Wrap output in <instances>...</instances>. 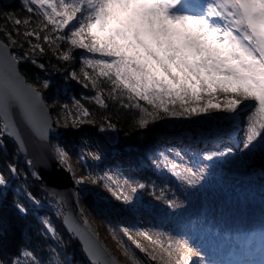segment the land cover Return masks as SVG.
<instances>
[{"label": "snow or ice", "instance_id": "1", "mask_svg": "<svg viewBox=\"0 0 264 264\" xmlns=\"http://www.w3.org/2000/svg\"><path fill=\"white\" fill-rule=\"evenodd\" d=\"M190 3L191 0H24L27 12L38 17L39 22L35 28L30 27L28 19L15 18L14 23L25 25L23 35L36 41L31 44L33 53H44L45 48L40 43L43 40L64 62L74 58L75 49L91 54L82 57L83 86L91 85L96 92L95 102L107 108L102 86L107 85L109 99L123 108L139 110L136 121L139 129L146 130L166 118L198 117L213 111L234 117L247 109L242 147L244 150L256 146L264 149V0H204L203 9L198 13L184 10ZM62 44L68 45L66 51L60 50ZM17 63L16 56L8 57L0 52V148L5 146L3 137L6 135L14 138L23 151L24 142L16 125L9 123L10 103L16 105L21 119L40 141L48 139L53 125L47 119L39 94L31 88L16 87L20 84ZM32 63L38 62L32 60ZM38 66L44 68L43 64ZM70 76L79 82L75 72ZM43 86L49 87L48 82ZM219 95L224 99L220 100ZM141 101L151 107H145ZM74 103L79 111L73 114L71 126L95 125L90 111L78 101ZM64 107L66 109L67 105ZM60 123L57 121V126ZM63 126H69L67 119ZM115 127L105 117L99 131L115 130ZM56 152L64 164L66 153L60 148ZM169 153H174V158L161 152L160 159L154 162L156 166L161 167L162 162V170L177 183L195 188L203 180L208 165L197 170L184 163L181 151L169 149ZM230 153L231 149L206 152L202 160L210 162ZM93 159L99 160L100 156L93 155ZM26 164L32 167L33 161L27 160ZM8 172L16 176L19 168L9 164ZM32 175L40 178L36 172ZM85 179L92 184L109 181L103 183L104 188L126 205L132 203V194L138 188L145 187L126 180L121 183L108 173L75 182L83 184ZM6 185L4 174L0 173V187ZM25 195L35 206H41V200L33 193ZM52 202L57 205V217L63 216V223L71 226L73 220L64 213L62 200ZM167 203L173 209L183 206L176 199H168ZM16 207L20 213H27L23 205ZM42 225L53 238L57 236L49 219L45 218ZM119 231L154 264H191L194 257L202 256L187 240L146 231L133 233L128 227H121ZM136 236L153 247L143 246ZM87 240L89 246L85 247V252L91 264H114L102 258L103 250L90 235ZM21 255L27 264H43L32 251L25 250ZM131 259L138 264L135 255ZM12 264H21V261L17 259Z\"/></svg>", "mask_w": 264, "mask_h": 264}, {"label": "trees", "instance_id": "2", "mask_svg": "<svg viewBox=\"0 0 264 264\" xmlns=\"http://www.w3.org/2000/svg\"><path fill=\"white\" fill-rule=\"evenodd\" d=\"M15 18L22 21L28 19L31 28H35L39 22L38 17L27 12L24 0H0V41L12 50V56L18 58L23 79L37 89L50 110L59 130L58 136L49 140L57 160L56 149L60 148L66 153L65 163L61 165L76 179L103 177V171L111 170L133 185H145L137 189L136 201L130 205L117 201L104 188L105 181L92 184L85 179L76 188L81 213L100 237L104 234L110 236L105 237L107 241L102 238L104 242L101 241L110 253L113 251L119 257L118 263L134 264L131 256L135 255L138 264H154L127 241L119 231L121 227H128L133 233L146 231L187 240L202 254L201 257H194L191 264H200L202 259L209 264H231V236L237 234L234 240L242 242L246 235L261 237L264 234L263 203L246 198L242 200V207L234 206L228 200L219 203L218 191L207 199L196 187L188 188L177 183L162 170V162L161 167L154 163L160 159L161 152L166 154L168 149L175 147L185 151L194 146L206 152L218 146V142L210 141L216 129L213 122L207 119L166 118L151 124L146 130L139 129L136 124L139 110L123 108L120 103L109 99L107 85H102L105 87L107 108H101L95 102L96 92L91 85L87 88L83 86L82 57L91 54L75 49L74 58L64 62L43 40L40 43L45 48L44 53H33L31 44L36 41L23 35L26 26H16ZM67 48V44H62L60 50L66 51ZM32 60L38 63L33 64ZM38 64H43L44 68L41 69ZM72 72L77 74L79 82L71 78ZM45 82L49 87L43 86ZM76 101L90 111L95 125L71 126L72 117L64 115L62 110L67 102ZM140 103L151 107L143 101ZM105 117L116 126L115 130L99 131ZM65 119L69 121L67 128L63 126ZM57 121L61 122L59 126ZM106 133L113 134V142L106 138ZM85 138L99 149V160L94 161L85 152ZM4 143L5 146L0 148V173L4 174L7 185L0 187V264H12L17 259L21 264H27L21 255L25 250L34 252L43 264H90L82 255L79 244L62 229L61 216L56 215L57 205L48 199L39 179L32 175L35 171L26 164L29 159L18 153L12 140L7 139ZM9 164L19 168L18 175L12 176L8 172ZM26 192L40 199L41 206L31 203ZM168 199H176L183 206L170 208ZM17 204L26 207L27 213H20ZM213 209L223 220L220 228L216 227ZM45 218L56 228L55 238L45 231L42 225ZM135 238L143 246L149 249L153 247L143 238Z\"/></svg>", "mask_w": 264, "mask_h": 264}, {"label": "rangeland", "instance_id": "3", "mask_svg": "<svg viewBox=\"0 0 264 264\" xmlns=\"http://www.w3.org/2000/svg\"><path fill=\"white\" fill-rule=\"evenodd\" d=\"M203 2L204 0H192V4L187 6L184 10L192 13H198L203 9ZM218 98L220 100L224 99L223 95H219ZM65 105H67V108L65 109L64 107L62 111L67 117H72L73 114L79 111L76 108L75 103L73 102H67ZM176 110H179L178 103L176 105ZM192 118L207 119L209 120L208 122H213L215 125V127L213 128L216 129L214 130V133H212L213 137L210 138V141H213L214 143L218 142V146H214L211 150H208L206 152H227L228 149H231L230 154H226L223 157H216L213 159V161L208 162L202 160V156L206 152L194 146L186 148L185 151L181 150L179 147L173 148L175 150L181 151L185 157L184 163L188 164L194 169L198 170L203 165H208L203 180L199 182L196 188L201 191L207 199H209L214 192L218 191L220 195L219 203H224L226 200H228L232 205L242 207V200L244 201V199L246 198L248 200L254 199L256 201H259L260 204H264V149L256 146L251 148V150H244L242 147V143L245 138L244 129L246 126L243 127L241 122L243 119L246 120L247 113L243 118L241 117L240 113L232 117L223 112L213 111L209 115H201L198 117H190L185 119ZM106 134V138L109 139L110 143L113 142V134ZM85 139L86 142L84 150L87 155H89L91 159H93V155L100 156L99 149H97L96 145L93 144L90 139ZM166 154L174 158V153H169V149ZM93 160L97 161L96 159ZM233 169H243L247 171V173H245L244 175H240L239 173L236 174L232 172ZM105 173L117 177L121 183L125 181L124 179L119 177L117 173L111 170L103 171V176ZM76 180L77 179L73 177V182L77 188L78 184H76ZM107 182L109 181L105 180V183ZM135 198L136 196L134 193L132 194V202H134V200L136 201ZM213 210V217L217 222L216 227L220 228V226L223 225V220L215 212V209ZM81 215L84 217L82 213ZM85 220L87 221L86 218ZM86 223H88V221ZM88 224L90 226V223ZM93 233H95V235L100 240L104 239L105 241H107L105 237H110L109 235L105 234L104 236L101 235L100 237V235H98L99 233L94 231ZM149 233L155 234L151 232ZM236 235L231 236L232 244L229 246L232 250L230 259L231 264H264V234H262L261 237L246 235L245 241L242 242H237V240H234V238L238 237ZM113 253L112 255L118 260L119 257L115 253ZM203 260L204 259H202L201 262L199 261V263L209 264L205 263V261Z\"/></svg>", "mask_w": 264, "mask_h": 264}, {"label": "water", "instance_id": "4", "mask_svg": "<svg viewBox=\"0 0 264 264\" xmlns=\"http://www.w3.org/2000/svg\"><path fill=\"white\" fill-rule=\"evenodd\" d=\"M0 52H4L8 57L12 56V50L0 41ZM21 63L16 64V71L19 77L20 84L16 85L17 88H31L39 94L37 89L26 82L19 69ZM2 71V69H0ZM40 96V94H39ZM41 98V96H40ZM41 103L47 112V119L53 125L49 133L48 139L46 141H40L31 132V130L25 125L21 119L19 109L14 104L8 105V119L9 123H15L16 130L19 133L20 139L24 142V150H20V146L17 145L14 138L4 136V141L10 139L13 141L18 149V153L21 156L26 157L33 161L32 169L37 173L39 178V183L43 187L45 195L53 201L54 199L62 200V208L65 214L69 215L73 223L71 226H66L63 223L64 217L61 216V226L64 232L70 236L72 239L79 244L83 252L85 259L91 264V259L89 255L85 252V247L89 246L87 237L90 235L95 244L103 250V259H108L114 262V264H120L119 261L107 250L105 245L101 240L93 233L91 227L89 226L85 218L81 215V209L79 205V200L77 196L76 186L73 182V176L71 173L65 169L61 163L55 157L53 151H51L50 141L51 139L58 136V128L56 127L48 106L45 105L43 99ZM2 124V122H1ZM233 173L244 175L247 171L243 169H233ZM71 228V230H70Z\"/></svg>", "mask_w": 264, "mask_h": 264}, {"label": "bare ground", "instance_id": "5", "mask_svg": "<svg viewBox=\"0 0 264 264\" xmlns=\"http://www.w3.org/2000/svg\"><path fill=\"white\" fill-rule=\"evenodd\" d=\"M192 4V0H191V3H190V5ZM248 112V110L246 109L245 111H243V112H240V114H241V117H243L244 118V115H246V113ZM242 125H243V127L244 126H246V120L245 119H243L242 120Z\"/></svg>", "mask_w": 264, "mask_h": 264}]
</instances>
